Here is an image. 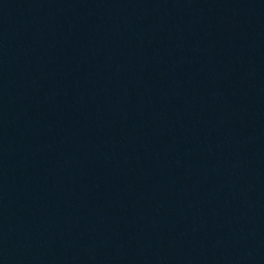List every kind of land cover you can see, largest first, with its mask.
Listing matches in <instances>:
<instances>
[{
  "label": "water",
  "instance_id": "1",
  "mask_svg": "<svg viewBox=\"0 0 264 264\" xmlns=\"http://www.w3.org/2000/svg\"><path fill=\"white\" fill-rule=\"evenodd\" d=\"M0 264H264V0H0Z\"/></svg>",
  "mask_w": 264,
  "mask_h": 264
}]
</instances>
